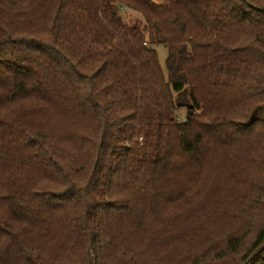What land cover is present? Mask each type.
Masks as SVG:
<instances>
[{
  "label": "trees",
  "instance_id": "1",
  "mask_svg": "<svg viewBox=\"0 0 264 264\" xmlns=\"http://www.w3.org/2000/svg\"><path fill=\"white\" fill-rule=\"evenodd\" d=\"M0 264H264V0H0Z\"/></svg>",
  "mask_w": 264,
  "mask_h": 264
},
{
  "label": "rangeland",
  "instance_id": "2",
  "mask_svg": "<svg viewBox=\"0 0 264 264\" xmlns=\"http://www.w3.org/2000/svg\"><path fill=\"white\" fill-rule=\"evenodd\" d=\"M155 3L159 4L162 3L164 0H153ZM158 50V57H159V61H160V65L166 75V69H165V59L167 57V53L165 51V49L162 46L157 47ZM167 76V75H166ZM179 121H183L185 120V115H186V110L185 109H180L179 110ZM232 212V210H231Z\"/></svg>",
  "mask_w": 264,
  "mask_h": 264
}]
</instances>
